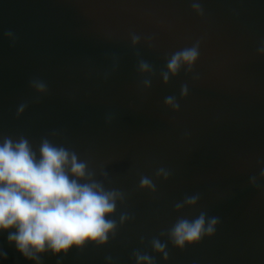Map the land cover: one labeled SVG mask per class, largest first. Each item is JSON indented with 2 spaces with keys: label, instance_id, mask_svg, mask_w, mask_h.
Segmentation results:
<instances>
[{
  "label": "water",
  "instance_id": "1",
  "mask_svg": "<svg viewBox=\"0 0 264 264\" xmlns=\"http://www.w3.org/2000/svg\"><path fill=\"white\" fill-rule=\"evenodd\" d=\"M191 47L196 63L172 75ZM6 137L75 152L121 194L106 244L40 264H264V0H0ZM201 213L218 219L215 235L176 248V222ZM0 250V264H35L6 233Z\"/></svg>",
  "mask_w": 264,
  "mask_h": 264
},
{
  "label": "clouds",
  "instance_id": "2",
  "mask_svg": "<svg viewBox=\"0 0 264 264\" xmlns=\"http://www.w3.org/2000/svg\"><path fill=\"white\" fill-rule=\"evenodd\" d=\"M137 42L134 38L133 44ZM198 58V47L178 51L168 62V71L175 75L182 64L191 68ZM141 69L147 71L148 65L142 63ZM164 79L167 82V75ZM36 89L44 92L45 85L37 84ZM183 92L187 94L186 88ZM166 103L174 105L173 98ZM174 106L179 109V105ZM23 110L21 106L19 111ZM260 177L264 179V169ZM141 187L153 185L145 177ZM120 195L93 180L87 163L62 146L44 140L37 153L25 138L6 137L0 142V234L6 233L9 245L35 264H40L44 254L67 255L88 243L106 244L116 229L109 217L115 213ZM197 201V196H191L184 204L191 207ZM217 224V218L208 219L204 213L191 220L180 219L171 230V241L180 250L197 245L215 235ZM154 249L168 259L159 241L154 242ZM6 259L7 253L0 250V260ZM137 260L152 264L148 256H138Z\"/></svg>",
  "mask_w": 264,
  "mask_h": 264
}]
</instances>
